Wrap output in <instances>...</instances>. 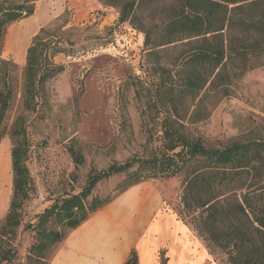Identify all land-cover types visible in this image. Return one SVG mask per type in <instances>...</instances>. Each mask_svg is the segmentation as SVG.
I'll return each instance as SVG.
<instances>
[{"label": "rangeland", "instance_id": "374dc122", "mask_svg": "<svg viewBox=\"0 0 264 264\" xmlns=\"http://www.w3.org/2000/svg\"><path fill=\"white\" fill-rule=\"evenodd\" d=\"M181 2L153 0L131 23H120L119 9L105 7L99 0H0L2 8L23 5L33 8V14L38 10L48 14V22L42 28L55 33L53 40H57L61 53L53 61L63 67V72L47 85L50 92L47 104L41 105L36 113L24 114L25 165L32 189L21 210L22 224L11 239L16 258L2 264H27L35 234L26 226L34 224L37 216L55 200L79 194L93 174L104 172L112 165L169 155L163 141L166 128L195 138L207 148L220 147L230 140L264 141V58L254 61L255 68L233 82L227 95L206 94L203 89L195 99L183 96L178 103L179 117L167 107L170 97L164 87L179 86L181 70L189 54L181 45H170L161 48L154 58H148L144 32L153 31L151 40L158 41L154 32L180 12ZM96 4L100 7L95 8ZM19 24L20 20L6 27L0 53L2 60L13 64L0 65V88L5 83L14 92L5 134L0 138V149L5 150L8 161L0 222L7 214L12 195L8 132L22 113L26 56L25 53L24 59L18 60L6 53L5 46L9 30ZM32 38L26 42V50ZM72 153L81 159V164L75 163ZM128 176L114 175L99 182L92 196L112 202L130 188ZM146 181L160 187L163 208L188 225L204 243L193 230L200 213L193 214L182 203V177L143 182ZM106 224L105 214L87 222L68 242L74 252L59 253L73 230L69 231L53 249L49 264H101ZM210 255L217 264H228L223 253L214 250ZM120 258V251L114 252L103 264H119Z\"/></svg>", "mask_w": 264, "mask_h": 264}, {"label": "trees", "instance_id": "16d2710c", "mask_svg": "<svg viewBox=\"0 0 264 264\" xmlns=\"http://www.w3.org/2000/svg\"><path fill=\"white\" fill-rule=\"evenodd\" d=\"M105 7L119 9V22H132L138 12L148 9L153 0H99ZM33 8L0 7V53L7 26L33 15ZM65 24V22L63 23ZM144 32L148 58L159 55L161 48L181 45L189 57L182 67L179 86L164 87L167 107L179 117L181 97L193 99L204 93L225 96L231 84L249 70L253 62L264 58V0H182L180 12L154 34ZM55 33L41 28L26 50L22 75L21 109L8 132L11 140L12 195L5 218L0 222V264L9 263L17 252L11 239L22 224L24 203L30 196L31 180L25 165V113H36L49 99L47 85L63 72L53 59L61 53ZM0 65L13 66L0 57ZM13 89L0 88V138L13 99ZM166 152L160 159L112 165L106 171L90 176L77 195L55 200L26 226L35 234L29 248L27 264H49L53 249L69 231L84 223L110 201L93 197L96 185L114 175H129L128 187L148 179L182 177V203L193 214L199 212L193 230L200 235L210 254L217 250L228 264H264V141L249 138L230 140L224 145L207 148L201 141L176 134L163 133ZM75 163L81 159L72 153ZM125 264H137L134 250ZM160 264H165L162 260Z\"/></svg>", "mask_w": 264, "mask_h": 264}, {"label": "crops", "instance_id": "0c3cea01", "mask_svg": "<svg viewBox=\"0 0 264 264\" xmlns=\"http://www.w3.org/2000/svg\"><path fill=\"white\" fill-rule=\"evenodd\" d=\"M47 16L38 10L31 17L20 20L14 28L22 25L29 28L28 42L48 22ZM163 204L160 187L151 182H141L128 188L79 227L81 229L87 222L105 214L107 224L103 235L104 254L99 260L101 264L117 251L121 257L119 264H125L132 250L137 255V264H160L162 260L165 264H217L203 241L176 215L165 210ZM79 227L65 239L59 253L74 252L68 247V242ZM77 256L88 258L87 255Z\"/></svg>", "mask_w": 264, "mask_h": 264}, {"label": "bare ground", "instance_id": "6f19581e", "mask_svg": "<svg viewBox=\"0 0 264 264\" xmlns=\"http://www.w3.org/2000/svg\"><path fill=\"white\" fill-rule=\"evenodd\" d=\"M28 36H29V28L23 25L16 29L15 28L11 29L6 39V46H5L6 53L7 54L12 53L13 56H15L18 60L24 59L25 47ZM4 151L0 149V211L4 206L5 197H6L5 183L7 179L8 161L6 159Z\"/></svg>", "mask_w": 264, "mask_h": 264}]
</instances>
